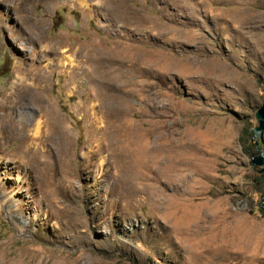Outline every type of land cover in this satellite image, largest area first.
<instances>
[{"label":"rangeland","instance_id":"374dc122","mask_svg":"<svg viewBox=\"0 0 264 264\" xmlns=\"http://www.w3.org/2000/svg\"><path fill=\"white\" fill-rule=\"evenodd\" d=\"M79 1L0 0V264H264V0ZM88 44L97 77L57 63Z\"/></svg>","mask_w":264,"mask_h":264},{"label":"bare ground","instance_id":"6f19581e","mask_svg":"<svg viewBox=\"0 0 264 264\" xmlns=\"http://www.w3.org/2000/svg\"><path fill=\"white\" fill-rule=\"evenodd\" d=\"M86 1H83V0H80L79 1V5L81 7H86ZM87 2H90L89 6H90V11L93 12V14H98L99 11H102L104 12L103 15L107 16L114 24H117V22L119 20H123L124 22H134V13L132 11L129 10V8L125 5V2L126 0H87ZM240 10V9H239ZM238 17V16H237ZM242 19L240 18V21ZM236 21V20H235ZM237 22V21H236ZM146 25L148 28H154L156 27L157 30H160L161 29V25L159 24H149V22L147 20H144L143 22H141V24L139 25ZM137 26V29L140 28V26ZM42 26H44V23H42ZM154 36H162L160 33H156ZM64 40L62 41H53L54 44H56L57 47H54L55 49H59L60 46H62ZM92 44V43H91ZM97 46V45H96ZM75 54L77 55L78 57V60L77 62L74 61V60H71L69 59L67 62H64V63H60V62H57L59 65L61 66H69L70 65V69H73L75 67H80V65H83L86 67V65L88 67H90V70L92 72V74L97 77V74L100 72V69L102 67V62H105L107 63L108 65H111L113 63V60L110 59L109 57H111L110 54H106L104 56V54H100V50L96 47H94L93 45H79L77 46V48L74 50ZM113 57V56H112ZM109 58V59H108ZM114 59V57H113ZM115 60V59H114ZM156 61V60H155ZM158 61V60H157ZM123 62V61H122ZM187 63V62H186ZM189 63V62H188ZM124 64V62H123ZM122 64V65H123ZM179 64H184L182 62V60H178V65ZM200 64V62H199ZM47 66V65H46ZM124 66V65H123ZM199 66V65H198ZM197 67V66H196ZM214 67V65H213ZM87 68V67H86ZM217 68V67H216ZM213 68H210L208 69V71H212ZM205 70V69H204ZM207 70V68H206ZM205 70V71H206ZM218 70H220V72L222 70H224V67H221L218 68ZM204 71V72H205ZM91 78V77H90ZM96 79V78H95ZM94 79V80H95ZM46 77H45V74L43 72H39L37 74L34 75V79L32 80V85L31 86H27L25 85V80H24V75H21L17 81L12 84L13 86L11 87V89H14V92L15 94L18 96V97H26V96H33L35 98V101L37 103H39V105H43V104H47V100L45 99L44 97V92L46 90H44V87H45V83H46ZM96 81V80H95ZM98 81V80H97ZM10 89V90H11ZM10 95H12V93H9V95H5L6 98L7 97H10ZM30 97V98H31ZM32 99V98H31ZM25 100V99H24ZM16 105V103H14L12 100H10L8 103H7V106H6V109L7 110H10V109H13L14 106ZM114 105V104H113ZM21 106V105H20ZM5 108V106H3ZM21 108V107H20ZM38 109V108H37ZM51 109V108H50ZM38 112V111H37ZM45 112H46V109H45ZM11 114V113H9ZM13 114V113H12ZM5 115V114H4ZM15 115V114H14ZM28 115V114H27ZM6 117V116H5ZM22 117V116H21ZM19 117V116H15L13 121L10 122V127L11 126H15L16 124H20L21 122L23 123V119ZM25 118V117H24ZM30 121V120H29ZM29 124V123H28ZM27 125V124H26ZM25 125V126H26ZM20 127V126H19ZM17 127V128H19ZM28 127V126H27ZM114 127V126H113ZM12 128V127H11ZM23 128V126H22ZM100 128V127H99ZM116 128V127H115ZM40 129V128H39ZM97 130V129H96ZM102 129L100 128L99 131H101ZM115 130V129H114ZM22 131V130H21ZM97 130V133L99 132ZM35 132V131H34ZM106 132V131H105ZM120 133V132H119ZM117 134V133H115ZM97 135V134H96ZM112 135V134H111ZM118 135V134H117ZM116 136V135H115ZM119 136V135H118ZM114 137V136H112ZM117 138V136H116ZM104 139V138H103ZM114 139V138H113ZM101 138L96 137V145L92 148V153L90 154L91 157L93 159H97L98 157L100 158V156L102 155V152L104 150L105 151H108L106 145H104L103 143H101ZM105 141V140H104ZM112 144V143H111ZM111 146V145H109ZM112 149L114 148H111V151ZM119 150V149H118ZM111 153V152H110ZM107 154V153H106ZM114 154V153H113ZM108 155L105 156L104 160L102 159V161H107L106 157ZM91 158V159H92ZM108 158V157H107ZM114 158H117V157H114ZM110 159V158H109ZM113 159V158H112ZM118 163V161H117ZM126 164V163H125ZM119 167V166H118ZM131 168V167H129ZM160 167L157 168V170L159 169ZM132 169V168H131ZM156 169V168H155ZM122 170V169H121ZM128 170V169H127ZM160 170V169H159ZM180 172L181 170L178 169L177 166H172L170 167V174L168 173V176L170 177L172 172ZM123 172V171H122ZM128 174L129 172L131 171H127ZM157 172V171H156ZM156 174V173H155ZM163 174V173H162ZM130 176V175H129ZM121 177V175H120ZM127 177V176H126ZM128 178V177H127ZM117 179V178H116ZM119 179V178H118ZM129 179H131L129 177ZM128 179V180H129ZM171 179V178H170ZM132 180V179H131ZM129 180V181H131ZM165 180V179H164ZM124 182V179L122 178V191L120 193V195H124L126 197H132V187H131V184L130 182ZM170 181V180H169ZM178 184V181L177 183ZM167 185V184H166ZM134 186V185H133ZM169 186V185H168ZM178 186V185H177ZM163 204V203H162Z\"/></svg>","mask_w":264,"mask_h":264},{"label":"water","instance_id":"95a60500","mask_svg":"<svg viewBox=\"0 0 264 264\" xmlns=\"http://www.w3.org/2000/svg\"><path fill=\"white\" fill-rule=\"evenodd\" d=\"M255 119L257 121V126L254 127L253 132L257 135H261V132L264 129V102L261 104V106L256 110L255 114ZM252 164L254 166H262L263 165V160L261 157H258L257 159L253 160L252 159ZM262 170H260V172H262ZM261 208H263V206H261Z\"/></svg>","mask_w":264,"mask_h":264},{"label":"trees","instance_id":"16d2710c","mask_svg":"<svg viewBox=\"0 0 264 264\" xmlns=\"http://www.w3.org/2000/svg\"><path fill=\"white\" fill-rule=\"evenodd\" d=\"M249 134L251 135L252 140H254V141L259 140V137H260V136L257 135V134H255V133L253 132V129H252L251 131H249ZM255 145H258V144L256 143ZM254 149L257 150V147L255 146Z\"/></svg>","mask_w":264,"mask_h":264}]
</instances>
